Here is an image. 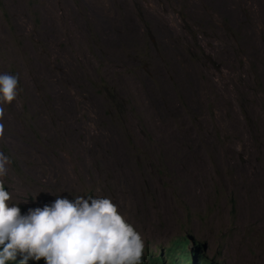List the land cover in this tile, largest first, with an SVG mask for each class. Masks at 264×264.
Instances as JSON below:
<instances>
[{
    "label": "rangeland",
    "instance_id": "rangeland-1",
    "mask_svg": "<svg viewBox=\"0 0 264 264\" xmlns=\"http://www.w3.org/2000/svg\"><path fill=\"white\" fill-rule=\"evenodd\" d=\"M0 73L25 204L92 192L151 245L264 264V0H0Z\"/></svg>",
    "mask_w": 264,
    "mask_h": 264
},
{
    "label": "clouds",
    "instance_id": "clouds-1",
    "mask_svg": "<svg viewBox=\"0 0 264 264\" xmlns=\"http://www.w3.org/2000/svg\"><path fill=\"white\" fill-rule=\"evenodd\" d=\"M18 97L19 76L0 73V264H231L223 248L210 250L214 235L198 238L190 229L169 233L151 245L115 201L92 192L74 201L57 196L43 208L25 204L31 196L18 193L29 177L27 167L2 143L3 105ZM227 205L233 226L236 200L229 197ZM185 213L191 215L187 206ZM245 239L252 243L249 233Z\"/></svg>",
    "mask_w": 264,
    "mask_h": 264
},
{
    "label": "trees",
    "instance_id": "trees-1",
    "mask_svg": "<svg viewBox=\"0 0 264 264\" xmlns=\"http://www.w3.org/2000/svg\"><path fill=\"white\" fill-rule=\"evenodd\" d=\"M175 264H181L180 262H176Z\"/></svg>",
    "mask_w": 264,
    "mask_h": 264
}]
</instances>
